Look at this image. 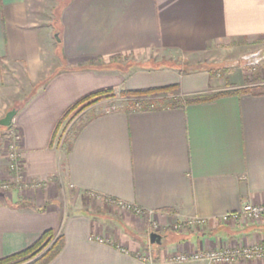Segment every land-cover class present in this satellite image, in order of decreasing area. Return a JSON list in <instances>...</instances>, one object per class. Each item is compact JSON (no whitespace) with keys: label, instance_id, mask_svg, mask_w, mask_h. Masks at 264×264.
I'll use <instances>...</instances> for the list:
<instances>
[{"label":"crops","instance_id":"1","mask_svg":"<svg viewBox=\"0 0 264 264\" xmlns=\"http://www.w3.org/2000/svg\"><path fill=\"white\" fill-rule=\"evenodd\" d=\"M262 44L264 0H0V119L17 108L9 126L28 184L0 195V258L47 229L64 237L48 264H140L146 249L154 261L180 264L168 259L264 242V220L213 222L244 202L264 204V92L111 112L90 106L76 134L67 141L63 133L66 111L101 89L178 84L186 98L242 88L245 71L221 81L176 61L236 60ZM253 78L264 81V67ZM5 148L0 139V181L10 177ZM109 198L152 211L161 243L149 242L144 219L109 211ZM190 216L210 223L170 229Z\"/></svg>","mask_w":264,"mask_h":264},{"label":"built area","instance_id":"2","mask_svg":"<svg viewBox=\"0 0 264 264\" xmlns=\"http://www.w3.org/2000/svg\"><path fill=\"white\" fill-rule=\"evenodd\" d=\"M174 100L179 101L177 95H173ZM126 101L137 107H132L131 109H141L143 105L145 108H152L157 106H168L166 103H154L152 98H129ZM111 107L112 109L106 110L104 112H111L115 110H120L124 106ZM6 131L7 146H6V160L10 173L9 182H2L0 185L4 189H8L9 184L12 183L14 186L19 188V190L27 187L24 180L23 166L21 153L19 148V136L16 131L8 126ZM38 184L33 183L32 186L35 187ZM92 196L100 198V195L91 193ZM107 207L111 210H115L119 213H129L136 216L139 219H144L147 224L151 226L150 232H160L164 230L155 218V214L152 211H146L138 206L125 203L120 200L106 199ZM264 220V204H253L250 202H244L240 209L234 212H229L223 214L219 219L213 220L214 223L232 222L234 224H239L242 222H259ZM210 220L198 217L190 216L181 221L174 222L170 229L175 232L188 231L190 229L199 230L205 227ZM98 242H106L102 237H96ZM140 264H163L162 262L154 261L151 258V250H145L143 254L139 257ZM264 259V242H255L249 244H234L229 246H223L215 249L197 250L191 253H176L172 255L168 261L176 262L180 264H185L188 262H200L201 264H238L242 261L249 260H261Z\"/></svg>","mask_w":264,"mask_h":264},{"label":"trees","instance_id":"3","mask_svg":"<svg viewBox=\"0 0 264 264\" xmlns=\"http://www.w3.org/2000/svg\"><path fill=\"white\" fill-rule=\"evenodd\" d=\"M116 89L109 87L90 93L75 104H73L64 114L63 122L69 124L72 119L82 113L89 106L95 104L102 98L115 95ZM179 91L178 84H168L162 86L149 87L144 89H119L118 94L125 98L151 96L158 97V95H164ZM263 89H257L252 87H243L239 89H225L215 92H208L203 94L192 95L184 98L182 102L187 104L208 102L218 99L221 96L233 94V93H261ZM174 105V104H173ZM143 108V107H141ZM145 108V107H144ZM82 126L80 123L78 126L73 128L72 134L69 137L76 134L79 128ZM65 140L68 141L69 137ZM66 141V142H67ZM69 148V145L68 147ZM64 244V237L59 231L53 229L45 230L30 246L12 253L10 255L0 258V264H48L51 262L62 250Z\"/></svg>","mask_w":264,"mask_h":264},{"label":"rangeland","instance_id":"4","mask_svg":"<svg viewBox=\"0 0 264 264\" xmlns=\"http://www.w3.org/2000/svg\"><path fill=\"white\" fill-rule=\"evenodd\" d=\"M53 1H55V0H53ZM57 9L58 8L55 9V12L57 11ZM54 37H55V40H57L56 35H54ZM141 62H146V63L150 62L151 64L153 63L152 61H141ZM176 62H178L179 64H182V69H184V70H194V68H204V69L210 68L211 71L216 75V77L218 79H220L221 81L224 79L225 72L239 69V70L243 71V73H244V71L246 73L245 74V78H246L245 84H244V86H242V88L243 87H252V88L254 87V88H257L258 90L259 89L264 90V81L257 80V82H256L253 78L254 71L258 68L264 67V44L256 45L254 47L244 49L241 53L240 59H236V60H222V61L221 60H218V61L217 60L216 61H214V60H212V61L211 60H208V61L199 60L197 62L192 61V63H190V61L179 59ZM257 83H259V84H257ZM225 84L226 83L224 82L221 85L225 86ZM220 90H222V89H220ZM223 90H225V89H223ZM173 95H177V97L179 98L178 99L179 101L174 100L172 98ZM131 98H134V97H131ZM139 98H148L149 100L152 98V101L154 103H159V104L160 103H166L168 106H171L173 104H177V103L182 102L185 97H183L179 93V91H174L172 93H167L164 95H158V97L141 96ZM126 99H129V98H125V97L120 96L118 94V90H116L115 95L102 98L99 101H97L95 104L91 105V107L93 106V108L97 112L110 110V109H112L111 107H116L118 105H120V106L122 105V106H124V108H127V109H131L132 107H137V106H134L133 104H130V102L128 103L126 101ZM142 107L144 108L145 105H143ZM83 114L76 116L74 119L71 120V122L69 124H66V127H64L63 133L67 132L66 135H71L73 128L75 126H78L81 123V121L83 119H85L86 115L88 114V111H86L84 115ZM7 129H8L7 127L0 126L1 144L5 143V146H7V137H6ZM4 152L6 154V148H5ZM2 182H9V179L5 180V181H0V184ZM9 186L10 187L8 189H4L0 185V195L7 198L9 192L12 190V187L14 185L12 183H10ZM22 190H20V191H22ZM89 202H90V204L92 203L91 201H89ZM78 206H81V205H77V207ZM90 209H91L90 211L93 210L92 205L90 206ZM108 210L110 211L111 209L108 208ZM143 225H144L146 232L151 230V226L149 224L143 223ZM160 231H162V230H160ZM164 240L165 239L163 238V241Z\"/></svg>","mask_w":264,"mask_h":264},{"label":"water","instance_id":"5","mask_svg":"<svg viewBox=\"0 0 264 264\" xmlns=\"http://www.w3.org/2000/svg\"><path fill=\"white\" fill-rule=\"evenodd\" d=\"M57 37V35H56ZM58 40V38H57ZM17 108H12L5 113V115L0 119V126L8 127L11 124L12 119L16 115ZM162 235L158 232H150L149 233V242L151 244H160Z\"/></svg>","mask_w":264,"mask_h":264}]
</instances>
